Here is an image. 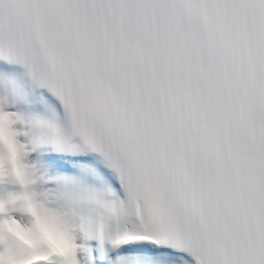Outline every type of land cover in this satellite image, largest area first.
<instances>
[{"label": "snow or ice", "instance_id": "obj_1", "mask_svg": "<svg viewBox=\"0 0 264 264\" xmlns=\"http://www.w3.org/2000/svg\"><path fill=\"white\" fill-rule=\"evenodd\" d=\"M0 264H264V0H0Z\"/></svg>", "mask_w": 264, "mask_h": 264}]
</instances>
